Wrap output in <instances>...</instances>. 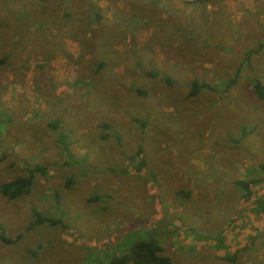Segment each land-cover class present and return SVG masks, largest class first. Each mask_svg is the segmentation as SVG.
<instances>
[{"label": "rangeland", "instance_id": "obj_1", "mask_svg": "<svg viewBox=\"0 0 264 264\" xmlns=\"http://www.w3.org/2000/svg\"><path fill=\"white\" fill-rule=\"evenodd\" d=\"M263 40L264 0H0V184L44 167L0 194V264H104L151 234L170 264H264V182L233 183L264 164V48L186 96Z\"/></svg>", "mask_w": 264, "mask_h": 264}, {"label": "trees", "instance_id": "obj_2", "mask_svg": "<svg viewBox=\"0 0 264 264\" xmlns=\"http://www.w3.org/2000/svg\"><path fill=\"white\" fill-rule=\"evenodd\" d=\"M95 18H100L99 13L93 12ZM101 40L99 39V42ZM264 48V40L258 41L253 47H249L245 49L242 54L241 62L238 63L234 74L226 79L223 83L220 90L210 85L208 82L204 80H196L195 78L191 79L188 83V90L186 92L187 97H191L196 95L202 90H212L218 91L219 94L224 93L231 85L235 83L237 74L242 66H250V58L263 50ZM6 59V55L0 57V64L4 62ZM101 63H98L97 66H100ZM166 81L173 82L172 79L166 77ZM251 91L254 97L258 100L264 99V83L258 77H252L251 79ZM251 128H243L241 136L247 134L248 131H252ZM247 131V132H245ZM137 154H140L139 149H137ZM139 163L135 166V170H139L140 167H144L143 158L140 157ZM258 169L261 172V175L255 178L249 179H236L233 181L240 189V197L244 200H248L251 195H254V192L251 191V186L259 185L264 182V164L258 163ZM34 170L38 172H42L44 170L43 166L33 165L29 167L27 173L24 175L17 176L13 179H10L4 183L0 184V194L7 198H16L21 195H24L28 192L32 181H33V172ZM92 198H88L92 200ZM256 200L253 201V205L251 210L255 213L262 212L264 214V196H256ZM30 216L32 218L30 225L40 224L42 222L54 223L56 220H51L48 217L41 216L35 209H30ZM154 231V229H152ZM17 236L9 237L4 234L2 229L0 228V242L3 244H9L14 242L17 239ZM161 246L158 240L154 237V235H150L148 238L144 239H135L127 242L126 248L119 252L118 254H112L108 257V260L104 264H170L169 258L162 254Z\"/></svg>", "mask_w": 264, "mask_h": 264}, {"label": "crops", "instance_id": "obj_3", "mask_svg": "<svg viewBox=\"0 0 264 264\" xmlns=\"http://www.w3.org/2000/svg\"><path fill=\"white\" fill-rule=\"evenodd\" d=\"M172 64H177V65H179V66H182L183 64H185V59H184V57H181V58H177L176 56H174V60H173V62H172ZM169 78V77H168ZM171 79V78H170ZM192 79V78H191ZM190 79V80H191ZM189 80V81H190ZM259 163H261V162H259ZM198 207H195L194 208V210L195 209H197ZM254 213V215H256V216H260L261 215V217L263 218L264 217V214L262 213V212H260V213H255V212H253ZM187 215H189V214H187ZM202 215H204V214H202ZM151 230V232H153V230L152 229H150ZM152 235V234H151ZM197 236V235H196ZM195 236V237H196ZM194 237V238H195ZM199 238H202V236H198ZM148 238V237H147ZM193 238V239H194ZM202 242V241H201ZM125 248H126V246H125Z\"/></svg>", "mask_w": 264, "mask_h": 264}]
</instances>
